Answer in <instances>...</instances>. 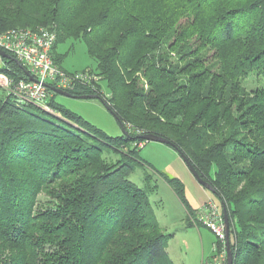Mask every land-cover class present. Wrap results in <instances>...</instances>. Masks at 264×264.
<instances>
[{"label": "trees", "instance_id": "16d2710c", "mask_svg": "<svg viewBox=\"0 0 264 264\" xmlns=\"http://www.w3.org/2000/svg\"><path fill=\"white\" fill-rule=\"evenodd\" d=\"M13 27L54 29L57 65V41H83L99 79L68 92L96 95L123 133L50 89L58 115L0 95V264H174L148 190L129 178L142 133L209 182L232 264H264V0H0V31ZM8 55L0 73L25 78ZM165 180L186 207L183 182Z\"/></svg>", "mask_w": 264, "mask_h": 264}, {"label": "rangeland", "instance_id": "374dc122", "mask_svg": "<svg viewBox=\"0 0 264 264\" xmlns=\"http://www.w3.org/2000/svg\"><path fill=\"white\" fill-rule=\"evenodd\" d=\"M54 53L59 58V67L65 71L95 70L96 62L87 53L86 46L81 40L68 38L57 41ZM99 83L101 93L109 95L106 82L101 80ZM244 85L247 89L252 88L255 85L254 77H247ZM5 93V89L0 85V95ZM53 99L107 135L117 136L123 133L116 117L96 97L77 98L55 92ZM48 111L58 115L55 111ZM59 121L62 122L60 119ZM138 157L143 163H134L129 178L148 190V197L160 229L171 235L165 246L173 263L202 264L207 259L213 260L218 253V241L216 235L198 220V210L206 202L212 201L221 211V203L217 196L197 182L178 151L168 143L144 141ZM171 177H177L183 182L186 207L165 180ZM47 199L46 195L40 194L39 207L44 206L43 201Z\"/></svg>", "mask_w": 264, "mask_h": 264}, {"label": "built area", "instance_id": "2783aa9c", "mask_svg": "<svg viewBox=\"0 0 264 264\" xmlns=\"http://www.w3.org/2000/svg\"><path fill=\"white\" fill-rule=\"evenodd\" d=\"M56 40L54 29L39 27L30 29L13 27L0 31V49L12 54L26 69L24 77L14 79L0 73L1 85L6 93L19 103H32L45 110L53 111L47 104L49 85L71 90L77 84H93L99 76L90 69L68 72L53 60L52 47ZM201 224L208 227L222 245L213 260L202 264H226L225 228L221 211L212 201H208L198 210Z\"/></svg>", "mask_w": 264, "mask_h": 264}, {"label": "water", "instance_id": "95a60500", "mask_svg": "<svg viewBox=\"0 0 264 264\" xmlns=\"http://www.w3.org/2000/svg\"><path fill=\"white\" fill-rule=\"evenodd\" d=\"M0 56L1 57H9L8 53H6L5 51L0 49ZM25 74L27 76H29V78H32L28 72H25ZM50 90H52L53 92L59 93V94H63V95H67V96H72V97H77V98H93L96 97V95L94 94H83V95H73L70 94L68 91L63 90L61 88H57L55 86H48ZM140 138L144 139L145 141L147 140H154V141H160V142H164V143H168L169 144V140L162 137V136H158L152 133H142L141 135H139ZM180 156L182 157L183 161L185 162L186 166L188 167V169L190 170L191 174L194 176V178L197 180V182L203 186L204 188L208 189V190H213L211 185L209 184V182L203 180L202 178L199 177L198 173L196 172L195 168L193 167V165L191 164V162L188 160V158L182 154L179 153ZM221 211H222V216H223V221H224V228H225V252H226V264H232V253L230 250V246H229V240H228V220H227V216L225 213V209L224 206L221 204Z\"/></svg>", "mask_w": 264, "mask_h": 264}, {"label": "crops", "instance_id": "0c3cea01", "mask_svg": "<svg viewBox=\"0 0 264 264\" xmlns=\"http://www.w3.org/2000/svg\"><path fill=\"white\" fill-rule=\"evenodd\" d=\"M0 85H1V78H0ZM1 87L4 89V87L1 85Z\"/></svg>", "mask_w": 264, "mask_h": 264}]
</instances>
